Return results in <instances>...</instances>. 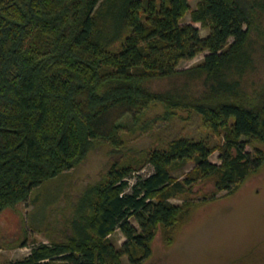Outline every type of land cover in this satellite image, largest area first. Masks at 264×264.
Here are the masks:
<instances>
[{"label": "trees", "instance_id": "trees-1", "mask_svg": "<svg viewBox=\"0 0 264 264\" xmlns=\"http://www.w3.org/2000/svg\"><path fill=\"white\" fill-rule=\"evenodd\" d=\"M154 105L198 115L223 131L222 144L163 140L146 154L152 173L131 185L139 168L113 162L82 194L67 236L6 264H141L157 227L191 206L170 199L209 178L231 193L264 165L259 149L245 151L264 145V0H0V213L93 146L119 149ZM188 161L193 170L173 179L170 166ZM117 230L121 248L110 240Z\"/></svg>", "mask_w": 264, "mask_h": 264}, {"label": "rangeland", "instance_id": "rangeland-1", "mask_svg": "<svg viewBox=\"0 0 264 264\" xmlns=\"http://www.w3.org/2000/svg\"><path fill=\"white\" fill-rule=\"evenodd\" d=\"M190 3L194 8L196 2ZM184 24H190L188 14L181 19ZM192 25L200 37L207 35L199 24ZM206 54L180 61L177 69L199 64ZM223 134L207 130L194 113L176 111L168 117L162 106L154 105L134 132L123 130L119 149L113 151L107 144L93 146L73 169L44 182L26 201L0 213V264L24 258L33 245L67 236L82 194L104 179L113 162L139 168L127 178L131 185L137 176L152 173L145 157L149 150L162 147L161 141L186 137L203 139L208 146L217 147L223 142ZM254 149L264 154L261 143L245 147L249 152ZM218 155L215 151L209 161L220 164ZM194 167V162L188 161L171 165L169 171L173 179L182 180ZM169 202H188L191 206L171 228L157 227L150 255L141 264H264V165L231 193L216 190L215 178H209L194 183L190 191ZM110 240L116 248L125 242L118 230ZM122 261L127 263V258L123 256Z\"/></svg>", "mask_w": 264, "mask_h": 264}]
</instances>
